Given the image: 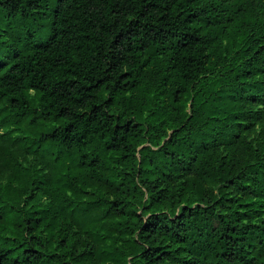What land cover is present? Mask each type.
I'll return each instance as SVG.
<instances>
[{
    "label": "trees",
    "instance_id": "trees-1",
    "mask_svg": "<svg viewBox=\"0 0 264 264\" xmlns=\"http://www.w3.org/2000/svg\"><path fill=\"white\" fill-rule=\"evenodd\" d=\"M0 264H264V0H0Z\"/></svg>",
    "mask_w": 264,
    "mask_h": 264
},
{
    "label": "rangeland",
    "instance_id": "rangeland-1",
    "mask_svg": "<svg viewBox=\"0 0 264 264\" xmlns=\"http://www.w3.org/2000/svg\"><path fill=\"white\" fill-rule=\"evenodd\" d=\"M49 24L48 22H46V20H41L39 22V24L37 26H34V32H33V36H32V41L36 40V41H45L47 40V28H48ZM22 34V33H21ZM19 47H21L22 45L19 44ZM17 45H14V47H18ZM11 48V47H10ZM8 49V48H6Z\"/></svg>",
    "mask_w": 264,
    "mask_h": 264
}]
</instances>
